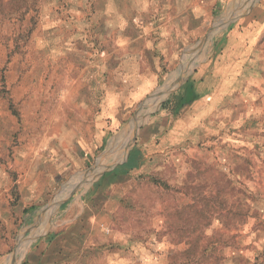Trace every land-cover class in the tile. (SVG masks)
I'll use <instances>...</instances> for the list:
<instances>
[{
    "label": "rangeland",
    "instance_id": "374dc122",
    "mask_svg": "<svg viewBox=\"0 0 264 264\" xmlns=\"http://www.w3.org/2000/svg\"><path fill=\"white\" fill-rule=\"evenodd\" d=\"M0 264H264V0H0Z\"/></svg>",
    "mask_w": 264,
    "mask_h": 264
},
{
    "label": "trees",
    "instance_id": "16d2710c",
    "mask_svg": "<svg viewBox=\"0 0 264 264\" xmlns=\"http://www.w3.org/2000/svg\"><path fill=\"white\" fill-rule=\"evenodd\" d=\"M197 97L195 92L194 84L192 80L186 81L183 86L180 88L179 92L175 96V106L174 113H178V111L186 104L190 103ZM137 166V163L134 160L133 155H129L127 161L125 163H119L116 167H112L109 171L105 172L100 181L107 180L110 182L114 180L119 175L127 174L128 170ZM99 181V182H100Z\"/></svg>",
    "mask_w": 264,
    "mask_h": 264
},
{
    "label": "water",
    "instance_id": "95a60500",
    "mask_svg": "<svg viewBox=\"0 0 264 264\" xmlns=\"http://www.w3.org/2000/svg\"><path fill=\"white\" fill-rule=\"evenodd\" d=\"M110 167H113V165H112V166H110ZM100 173H101V172H100ZM100 173H99V174H100Z\"/></svg>",
    "mask_w": 264,
    "mask_h": 264
}]
</instances>
